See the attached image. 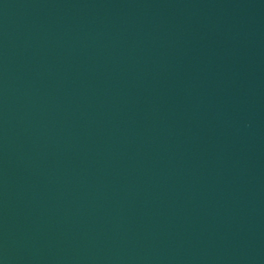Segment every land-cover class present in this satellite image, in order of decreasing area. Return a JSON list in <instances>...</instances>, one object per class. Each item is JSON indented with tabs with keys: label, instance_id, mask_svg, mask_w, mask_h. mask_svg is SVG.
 Wrapping results in <instances>:
<instances>
[{
	"label": "water",
	"instance_id": "obj_1",
	"mask_svg": "<svg viewBox=\"0 0 264 264\" xmlns=\"http://www.w3.org/2000/svg\"><path fill=\"white\" fill-rule=\"evenodd\" d=\"M0 264H264V0H0Z\"/></svg>",
	"mask_w": 264,
	"mask_h": 264
}]
</instances>
